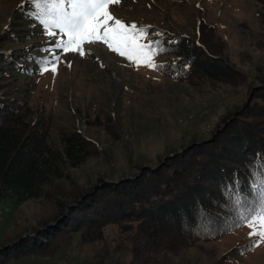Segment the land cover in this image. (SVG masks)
I'll use <instances>...</instances> for the list:
<instances>
[{"label": "trees", "instance_id": "trees-1", "mask_svg": "<svg viewBox=\"0 0 264 264\" xmlns=\"http://www.w3.org/2000/svg\"><path fill=\"white\" fill-rule=\"evenodd\" d=\"M21 4L19 17L39 24L26 15L31 10L27 0L23 8ZM260 15L264 18V13ZM148 26L151 38L161 39L168 48L156 58L164 65L157 71L160 74L197 83L205 78L232 84L244 80L220 55L221 48L211 41L214 27L205 20L200 19L195 37ZM8 34L6 39H17ZM44 55H20L0 48L1 76L9 64L22 74L38 73L36 58ZM12 84L0 81V199L21 204L43 198L48 208L37 212L36 224L6 234L0 241V264L22 257H53L76 234L86 244L101 243L110 225L118 226L123 235L120 250L128 243L133 253L130 262L120 259L116 264H172L168 252L216 240L243 227L236 226V209L222 190L238 180L242 195L250 192V172L264 156L263 88H256L249 101L222 118L224 125L220 122L221 130L213 140L194 141L157 163H136L132 175H117L105 153L110 169L79 182L72 170L104 151L80 129L67 127L61 130L63 147L53 146L49 114L43 111L33 116L27 100L16 94L18 89ZM237 111L236 117H229ZM110 119V114L96 115L95 124L110 127ZM254 240L230 248L213 264L247 254L254 249ZM99 256L87 263L108 264Z\"/></svg>", "mask_w": 264, "mask_h": 264}, {"label": "rangeland", "instance_id": "rangeland-1", "mask_svg": "<svg viewBox=\"0 0 264 264\" xmlns=\"http://www.w3.org/2000/svg\"><path fill=\"white\" fill-rule=\"evenodd\" d=\"M26 0H0V48L13 53H42L52 42L36 22H26L17 6ZM126 22L154 25L189 36H198L200 19L214 27V41L227 65L242 73L241 83L218 78L179 81L147 67L137 68L126 58L99 44L93 54H63L58 73L22 74L12 64L0 81H11L33 110L50 116V143L63 147L61 130L80 129L104 152L72 172L79 182L108 171L106 157L117 175L136 172V163H157L174 150L194 141L213 140L222 118L249 101L256 88L264 90V2L259 0H122L111 9ZM8 33L17 39H6ZM88 47V46H86ZM44 53V52H43ZM2 65V62L1 64ZM71 65V66H69ZM238 111L229 117H236ZM111 115L110 124L99 125L96 115ZM102 118V117H101ZM43 198L17 204L0 199V241L18 227L36 224V214L47 210ZM247 226L225 236L199 241L195 246L168 252L172 264H213L230 248L246 245ZM119 227H107L104 241L84 243L80 235L62 244L53 257H22L9 264H88L87 259L116 264L133 258L131 244L120 250ZM222 264H264V244Z\"/></svg>", "mask_w": 264, "mask_h": 264}, {"label": "snow or ice", "instance_id": "snow-or-ice-1", "mask_svg": "<svg viewBox=\"0 0 264 264\" xmlns=\"http://www.w3.org/2000/svg\"><path fill=\"white\" fill-rule=\"evenodd\" d=\"M31 10L26 15L39 23L44 35L51 39L47 53L36 58L41 74L58 73L63 54H78L84 57L93 54L92 45L105 46L107 50L126 58L137 68L163 70L156 58L168 51L161 39H152L148 25L126 22L111 10L122 0H27ZM23 8V2L20 5ZM162 37L163 33H156ZM88 46V47H86ZM32 59L31 56L28 57ZM71 66V65H69ZM261 164L250 172V192L242 195L239 181L225 186L223 194L237 212V227L247 226L250 238H255L251 247L264 244V156ZM248 196H252L251 200Z\"/></svg>", "mask_w": 264, "mask_h": 264}, {"label": "water", "instance_id": "water-1", "mask_svg": "<svg viewBox=\"0 0 264 264\" xmlns=\"http://www.w3.org/2000/svg\"><path fill=\"white\" fill-rule=\"evenodd\" d=\"M252 98V94H250V96H249V99L248 100H250Z\"/></svg>", "mask_w": 264, "mask_h": 264}]
</instances>
